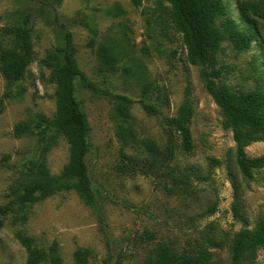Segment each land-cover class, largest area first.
I'll return each mask as SVG.
<instances>
[{"label":"rangeland","instance_id":"1","mask_svg":"<svg viewBox=\"0 0 264 264\" xmlns=\"http://www.w3.org/2000/svg\"><path fill=\"white\" fill-rule=\"evenodd\" d=\"M214 1L222 7L213 28L219 83L237 95L264 92V0ZM172 9L168 0H142L140 7L132 0H0V51L14 47L13 32L25 17L33 47L14 88L0 72V264H28L30 247L48 252L55 242L64 264H75L78 248L91 251L89 264H146L158 244L181 253L201 243L213 264H235V234L254 230L264 217V169L252 178L241 172L233 132L205 88L202 66L189 62ZM238 33L253 36L248 47ZM67 34L98 90L76 81L91 127L88 166L102 218L75 190L15 204L40 164L59 178L70 162L67 140L42 121L57 110L54 70L43 61L61 52ZM118 97L133 102L125 115ZM142 102L161 114L148 113ZM186 102L194 110L190 155L166 123ZM22 122L32 124L33 135L15 136ZM246 153L264 157V142ZM23 216L25 222H15ZM257 264H264V250Z\"/></svg>","mask_w":264,"mask_h":264},{"label":"trees","instance_id":"2","mask_svg":"<svg viewBox=\"0 0 264 264\" xmlns=\"http://www.w3.org/2000/svg\"><path fill=\"white\" fill-rule=\"evenodd\" d=\"M172 6V19L178 33L183 35V42L188 49L189 62L202 66V78L205 88L213 97L215 103L225 116V125L233 132L237 146V164L247 178H252L254 172L264 169V157L250 159L246 149L258 142H264V92L252 91L237 95L226 86L219 83L223 74L216 70L215 36L213 32L214 20L222 13L219 2L214 0H168ZM136 7H140L142 0H132ZM264 19V14L261 15ZM15 45L10 49L0 51V72L9 87L14 88L23 81L27 68L33 61V47L29 19L25 17L22 26L14 32ZM248 47L253 36L238 33ZM107 52L100 50L101 59H105ZM43 63L54 70L53 78L56 83V114L52 121L42 118L51 124L69 144L70 162L59 178L51 177L43 164L37 168L35 179L27 182L24 193L17 196L16 205L27 207L36 201L44 200L62 191L75 190L80 198L96 210L102 218L98 205V196L92 186V177L88 166L90 154L89 137L91 127L81 102L76 94V81L80 80L84 89L97 92V88L80 69L75 58V48L72 37L67 34L61 52L48 54ZM120 104L118 111L126 114L127 107L133 102L127 98L118 97ZM145 110L154 115H160L158 107L143 103ZM193 107L186 102L179 110L177 117L166 118V123L172 132L178 134L182 141V150L190 155L195 150L190 122ZM41 124H39L40 126ZM124 130V128H123ZM44 129L40 131L43 133ZM15 136L22 138L34 134V127L29 122H22L14 128ZM149 147V145H148ZM177 184H184L183 180H176ZM26 216L15 222H25ZM1 225V224H0ZM26 245H32V239H24ZM210 244L212 241L209 239ZM264 250V217L259 220L254 230H242L235 234L232 244V258L235 264H257V251ZM28 264H64L59 245L55 242L48 252L29 248ZM92 253L88 249L78 248L74 254L75 264H89ZM213 254L206 243H201L192 251L181 253L158 244L154 256L146 264H213Z\"/></svg>","mask_w":264,"mask_h":264}]
</instances>
